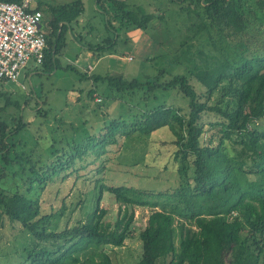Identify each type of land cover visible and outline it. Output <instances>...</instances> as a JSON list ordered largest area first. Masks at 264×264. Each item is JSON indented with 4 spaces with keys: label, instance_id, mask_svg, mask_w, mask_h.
<instances>
[{
    "label": "trees",
    "instance_id": "obj_1",
    "mask_svg": "<svg viewBox=\"0 0 264 264\" xmlns=\"http://www.w3.org/2000/svg\"><path fill=\"white\" fill-rule=\"evenodd\" d=\"M170 1L178 5L176 12L185 24L186 33L174 53L184 71L170 74L160 68L144 80L109 71L88 74L71 62L60 67L56 55L70 37L68 27L72 30V24L78 23L83 1L36 4L46 36L38 71H77L93 87L103 82L120 95L128 91L142 96L136 103L140 110L130 121L120 115L103 116L99 125L87 127L83 141L52 142L53 162L19 154L13 135L25 128L23 116L0 117V213L32 238L18 264H112L107 249L121 247L129 237L136 207L148 208L149 213L138 232L141 249L132 264H264V0ZM96 4L113 34L88 44L95 59L113 50L118 30L144 31L156 16L139 6L128 8L127 0H96ZM225 39L229 41L222 46ZM168 90H175L182 102L169 103L168 97L149 105L147 100L156 99L155 92ZM6 104L12 101L7 99ZM205 113L216 117L209 128L202 121ZM164 126L176 148L177 186L153 192L94 184V205L85 221L58 229L46 226L53 214L44 213L40 205L38 194L44 185L66 177L69 167L77 171L78 160L107 153L132 132L149 134ZM210 126L219 136L205 137ZM27 164L30 194L4 181L15 165L25 172ZM103 191L112 194L118 205L113 223L105 220L106 209L99 206Z\"/></svg>",
    "mask_w": 264,
    "mask_h": 264
},
{
    "label": "rangeland",
    "instance_id": "obj_2",
    "mask_svg": "<svg viewBox=\"0 0 264 264\" xmlns=\"http://www.w3.org/2000/svg\"><path fill=\"white\" fill-rule=\"evenodd\" d=\"M67 1L71 0H35L31 5L36 6L39 2L45 7ZM127 3L128 8L132 10L139 6L144 13H155L156 16L146 30L131 29L134 32L131 38L127 35L128 31L124 34L118 30V47L123 48L122 53L128 57L122 75L126 79L144 80L160 68L166 69L170 74L182 73L184 66L176 62L174 54L179 40L186 33L184 21L180 19L183 15L176 12L178 5L170 0H127ZM159 14L163 16L162 19ZM105 15L103 10L95 6V0H85V11L81 18L92 29L86 37L88 41L96 43L113 32L107 28ZM42 23L44 24L43 21ZM42 29L44 30L43 25ZM123 36L128 38L129 43L126 45L121 40ZM218 38L219 36H216V39ZM228 41L225 39L221 42L222 46ZM65 43L56 55L60 67L68 61L73 63L79 60L75 63H79L76 66H80V71L97 74L107 66L106 63L104 65L103 59L94 62L92 71L87 68L82 70L87 60H82V54L78 56L80 47L77 42L71 41L69 37L65 39ZM196 46L195 43L192 49ZM38 65L30 60L22 68L17 81H0V117L7 120L21 115L25 121V128L13 135L15 149L19 154H30L33 159L53 162L55 157L51 155L50 150L55 140L67 138L69 141H83L89 133L87 127L91 129L94 125H99L103 116L108 118L120 115L130 121V117L140 110L136 104L142 96L140 92L135 94L127 91L120 95L103 82L99 84L100 87H93L89 78L80 79L77 71L54 68L52 71L35 72L39 69ZM155 94L156 99L149 98V95V105L161 102L160 100L166 101L164 98L168 97L169 103L182 102L175 90L157 91ZM7 99L11 100L12 104H6ZM14 102H17L19 107L15 106ZM39 110L41 111L38 112ZM215 119L212 113L203 114L204 127L209 128L208 123ZM84 128L86 131H83ZM211 134L219 136L215 126H210L205 137ZM119 140V144L110 147L107 153L97 158L86 157L78 160L75 164L77 171L69 167L70 172L66 177H57L41 188L38 195L42 210L44 213L53 214L45 223L49 229L72 225L79 220L85 221L94 205L95 196L91 198L94 184L96 187L101 183L126 185L153 192L168 191L177 186L180 180L177 173L178 164L173 159L176 148L172 142L173 136L166 126L149 134L132 132ZM12 172L4 178L5 184L9 187H15L17 184L21 192L27 191L30 194L28 178L31 172L28 164L25 172L18 169L17 165ZM75 201L77 203L72 207L70 204ZM99 206L106 209L105 220L113 223L118 213V205L113 195L103 191ZM148 213V208H135L134 228L129 237L121 247L107 249L112 264H132L136 261L141 249L138 232L145 225ZM31 242V235L20 224L10 221L6 215L0 213V264H18L24 257L23 247L31 246Z\"/></svg>",
    "mask_w": 264,
    "mask_h": 264
},
{
    "label": "built area",
    "instance_id": "obj_3",
    "mask_svg": "<svg viewBox=\"0 0 264 264\" xmlns=\"http://www.w3.org/2000/svg\"><path fill=\"white\" fill-rule=\"evenodd\" d=\"M33 1L0 0V81H17L28 61L40 64L43 60L42 12L31 5Z\"/></svg>",
    "mask_w": 264,
    "mask_h": 264
},
{
    "label": "crops",
    "instance_id": "obj_4",
    "mask_svg": "<svg viewBox=\"0 0 264 264\" xmlns=\"http://www.w3.org/2000/svg\"><path fill=\"white\" fill-rule=\"evenodd\" d=\"M82 1H83V5H84V9H83V12H84L85 11V0H82ZM64 3H66V2H64ZM95 6L97 7L96 0H95ZM81 17L82 16L80 15L79 18H78V23L77 24H72V30L68 27V32L70 33V39H71V41H73L75 39L79 41V42L77 41V45L80 47V50H78V52H79L78 53L79 54L78 56H80L82 54V55H84L83 56L84 59H82V60H87V63L85 65H83L84 66V69L81 67L82 70H86V68L88 70V67L90 66L91 69L89 71H92L94 69V62L95 61H99L100 62V61H102L104 59V65L106 63L107 66H104L105 69L101 71V74H103L104 72H106L105 71L106 69H107V71L112 70V72H114V73H122V72H124V69L126 67L125 62L128 61V57H127V55H124L122 53V52H124V49L123 48L120 49L118 47V44H120L119 43L120 42V37L118 38V43L116 44L117 46L114 47V49L111 52H104L102 56H100L97 59H94L93 58V53L89 49H87L88 48V44L89 43H92V42L91 41H88L86 39V37L88 35H90V32L92 31V29L89 27V24H87L86 21L84 19H82ZM106 19H107V17L105 15V17H104L105 22H106ZM42 25H43V23H42ZM107 28H108V26H107ZM135 30H137V29H135ZM127 33H129V34H127ZM127 33H125V34H127L128 37L130 36V38H131V36H133L132 34L134 32H133V30H128ZM112 34H113V32L111 33V35ZM108 35L111 36L110 34H108ZM67 38H69V36H67ZM102 38H104V37H102ZM132 38L135 39L134 37H132ZM81 39H83V40H81ZM127 39L128 38H126L125 36L121 37V40L123 41V44L124 45H126V43L128 41ZM98 40H99V38H98ZM75 53H77V52H75ZM77 59H79V57ZM77 61H79V60H75L72 64H74V65L79 64V63H75ZM79 68H80V66H79ZM63 70H65V69H63ZM35 72H39V71L36 70Z\"/></svg>",
    "mask_w": 264,
    "mask_h": 264
}]
</instances>
